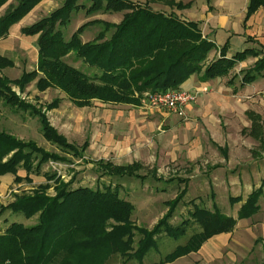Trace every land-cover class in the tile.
<instances>
[{"label": "trees", "instance_id": "16d2710c", "mask_svg": "<svg viewBox=\"0 0 264 264\" xmlns=\"http://www.w3.org/2000/svg\"><path fill=\"white\" fill-rule=\"evenodd\" d=\"M7 1L0 0V7ZM16 1L17 6L0 18V37H4L9 27L23 19L42 0ZM155 1L171 9L182 8L175 0ZM76 2L65 0L64 5L48 18L22 30L24 36H39L37 71L11 81L1 73L13 64L0 56V103L17 112L38 116L45 141L67 157L83 159L82 152L87 144L81 149L69 144L50 125L46 114L25 102L13 90L14 87L22 94L26 86L38 78V92L43 93L48 89L59 91L79 109L90 107L93 102L137 107L145 94L180 89L195 74H202L205 81L224 77L250 53L246 51L229 60L226 59L225 46L220 50V58L209 62V54L217 48L203 37L197 25L173 13L154 11L151 0L141 3L93 0L92 7L87 10L89 14L102 10L124 12L121 23L89 22L66 41L61 32L54 29V25L59 22L62 26L68 22L70 13L78 10ZM260 7H264V0H250L246 20ZM94 25L102 27V30L93 41L82 43L80 35ZM109 33L111 36L106 38ZM71 53L81 59L87 68L96 70L93 77L63 61ZM252 55L262 56L252 69L242 73L243 84L254 81L256 75L264 72V54ZM59 104L60 99H55L46 106V110L57 109ZM248 117L252 122V131L260 132V119L251 113ZM34 161H38L36 167ZM48 162L67 164L70 161L44 151L35 143H24L0 132V177L11 174L15 177L14 183L19 184L23 181L17 176L19 168L24 169L27 176L33 172L39 174L41 165ZM94 165L99 181L103 178L110 180L108 185L101 184V190L73 189V180L65 183L60 177L44 174L48 182L51 179L54 181L53 186L40 185L29 194L14 196V202L7 206L0 204V217L7 212L22 215L26 220L37 216L34 226L11 223L0 233V264H106L111 255L120 256L124 264L131 260L140 263L150 250L156 248L157 240L163 233L169 238H179L187 232L190 225L187 220L178 226L169 223L185 198L186 187L167 203V214L148 231L132 222L134 207L120 198L119 186L112 182L130 178L145 180L147 177L137 174L138 166L135 164L116 166L99 160ZM51 188L54 196L48 195ZM255 200L254 193L247 198L238 219H248L257 212ZM240 201L230 199V204L235 205ZM188 217L199 225L201 231L193 234L184 246L177 247L159 264H170L197 253L208 240L230 234L236 226V220L221 215L218 210L210 212L196 205H192ZM137 236L139 239L134 248Z\"/></svg>", "mask_w": 264, "mask_h": 264}, {"label": "rangeland", "instance_id": "374dc122", "mask_svg": "<svg viewBox=\"0 0 264 264\" xmlns=\"http://www.w3.org/2000/svg\"><path fill=\"white\" fill-rule=\"evenodd\" d=\"M128 1L141 3L144 0ZM17 3L16 0H8L2 5L0 7L2 16L10 13L17 6ZM64 3L65 0H42L33 13L35 17L33 20L38 22L48 18L53 12L61 8ZM76 4L78 10L70 13L68 22L62 26L59 25V22L54 25V29L61 32L66 41L81 26L89 22L102 21L118 25L122 21L124 12L114 13L102 10L95 14H89L87 10L92 7L93 0H77ZM151 6L155 10L166 9L164 8L165 5L156 3L155 0H151ZM101 30L102 27L98 25L86 28L80 35L81 42L93 41ZM110 36L111 33L107 34L106 38ZM215 51L216 54L219 53L217 50ZM252 51L260 53V48L255 46ZM216 54L212 51L208 56V61L210 62L213 58H217L218 55ZM63 61L90 77H93L96 73L94 68H87L82 60L76 58L72 53L67 55ZM253 62L252 59H249L243 63H237L226 76L221 78L232 80L239 73V70H246L253 65ZM237 76L233 81L235 86L241 84L243 77L242 74ZM36 82L37 80L27 86L21 98L35 106L38 111L45 113L50 125L69 144L79 149L84 144H87V147L82 152L83 159L67 157L59 152L55 146L45 141L38 116L29 112H17L2 106L3 120L0 122V132L10 134L24 143H35L44 151L66 157L70 161L67 164L48 162L41 165L39 174L33 172L27 176L26 173V176L22 178L23 181L15 184L16 187L13 190L16 193H11L10 196H7L2 201L5 204L3 206L14 202V196L24 193L29 194L40 185L48 184L53 186L54 181L51 179L48 182L44 174L60 177L65 183L73 180V189L101 190V184L108 185L110 180L108 178L98 180L99 174L94 172L96 161L103 159L116 166L135 164L138 166L137 174L146 176L145 180L130 178L124 181L113 180L112 182L119 186L120 198L133 205L132 222L137 227L150 231L167 214V203L174 200L178 193L185 188L186 184L179 181L188 179L189 183L187 184L185 198L178 205L172 219L169 221L172 226H178L182 221L187 220L190 224L187 232L179 238H169L163 233L157 240L156 248L150 250L142 262L131 260L126 264H159L177 247L184 246L193 234L199 233L201 231L199 225L188 217V213L192 211V205L210 212L216 209L225 217L233 216L234 214L239 216L237 211L240 206H233L228 203L229 197L234 196L233 190L228 191L227 188L221 186L217 189L208 188L206 181L211 174L208 167L216 159L220 160L222 157L217 150V144L219 143L222 146L223 144H226V146L230 145L228 150L235 151L240 143L237 135L242 130H246L241 125L221 126L219 132L223 137L222 141L213 140L209 137V132L205 130L200 138V144L205 149L204 156L196 160L192 159V157H187L188 154L194 153L195 148H193L192 142L187 139L189 134L186 133L184 138L185 133L181 129L186 123L193 122L186 112H184L183 116H178L172 112L157 109L144 102V100L137 107L101 105L94 102L90 107L79 109L74 107L65 95L59 91L47 90L42 94L37 92ZM13 89L19 92L16 87ZM198 95L196 92V97L192 104L196 102ZM55 99H60L58 108L47 111L46 106ZM246 132L247 130L244 131V133ZM233 135H235V140H227L228 136L234 138ZM262 149L259 150L261 151ZM37 163L38 161H34V167L37 166ZM26 177L28 179L24 180ZM169 180H173V182L170 183ZM254 194H256L255 201L258 210L254 214L252 221L253 223H259L264 219V189H257ZM48 195H55L52 188L48 191ZM193 202L194 204H192ZM36 220L37 216L26 220L22 215H10L8 224L0 225V233H3L11 223H21L26 227H30L37 223ZM254 233L260 235V228L255 227ZM249 237L245 235V244L250 243ZM138 239L139 236L135 238L134 248H136ZM231 249L227 248V250L222 252L220 259L211 264L264 263V242L262 241H257L250 253L246 250L238 252L237 248L233 249V247ZM194 254L196 253H191L189 257L180 258L170 264H197L196 262H200V260ZM123 262L124 259L120 256L111 255L106 264H124Z\"/></svg>", "mask_w": 264, "mask_h": 264}, {"label": "crops", "instance_id": "0c3cea01", "mask_svg": "<svg viewBox=\"0 0 264 264\" xmlns=\"http://www.w3.org/2000/svg\"><path fill=\"white\" fill-rule=\"evenodd\" d=\"M175 3L180 4L182 8L171 9L163 6L166 9L160 11L151 7L154 11L166 14L173 13L187 22L196 24L203 37L212 42L219 52L216 54L214 50L218 56L213 59L220 58V50L225 46L226 59L229 60L238 54L249 51L250 53L243 62L249 59L254 62L251 67L244 70L247 71L252 69L262 56H253L252 54L258 52L252 51V49L258 46L260 53L264 54V7H260L246 20L250 0H175ZM36 7L23 19L9 27L4 37H0V56L13 64L11 68L3 70L1 75L11 81L19 80L23 74H29L38 69L39 36L27 37L22 34L23 29L37 23L33 20L35 19L33 13ZM2 17L0 10V18ZM244 71L239 70V73H237L240 75ZM199 75L191 76L180 86L183 91L199 94L196 102L185 108L186 114L193 122L186 123L181 127L183 133H185L184 138L188 133L187 139L192 142V146L195 148L194 153L188 154L187 157L197 160L204 156L205 149L200 144V138L205 130L209 132V137L213 140L222 141L223 137L219 132L221 126L241 125L243 129H246V133H244L246 130H242L237 135L240 143L235 151L228 150L230 145L223 144L222 146L217 142V150L222 157L220 160L216 159L208 167L211 174L206 181L208 188L217 189L221 186L227 188L228 191L233 190L234 196L229 197L228 203H230V199H240L241 201L233 206H240L241 209L247 198L255 190L264 189V149H262L264 148V72L261 75H256L254 81L248 84L241 82L237 86L233 85V81L238 77L237 75L232 80L220 77L206 81L202 79V75L200 77ZM36 80L38 81V78ZM27 86L22 94L25 93ZM13 90L15 91V89ZM16 93L22 95L20 91ZM1 107L2 103H0V122L3 120V114L1 113L3 108ZM249 113L260 119L262 126L260 132L252 131V122L248 117ZM233 136L234 138L228 136L227 140H235V135ZM258 148L262 150L260 151ZM17 176L24 178L26 176L25 170L19 168ZM14 179L15 177L11 174L0 177V204L5 205L2 201L11 193H16L13 190L16 187ZM183 181H185L183 184H186L185 187L187 188L189 180ZM179 182L182 183V180ZM240 209L237 211L238 214ZM10 215V212H7L0 217V225L8 224ZM227 217L236 220L235 229L230 234L215 236L204 243L201 249L194 254L200 260V262H196L197 264L216 262L222 256V252L227 248L231 249V247L233 249L237 248L238 252L246 250L250 253L257 241L264 242V219L259 223H253L254 215L248 219H238L237 214ZM255 227L260 228V235L254 233ZM244 234L250 236V243L245 244ZM246 240L248 241L247 238Z\"/></svg>", "mask_w": 264, "mask_h": 264}, {"label": "built area", "instance_id": "2783aa9c", "mask_svg": "<svg viewBox=\"0 0 264 264\" xmlns=\"http://www.w3.org/2000/svg\"><path fill=\"white\" fill-rule=\"evenodd\" d=\"M196 94L186 92L181 89H170L162 93L145 94L144 102L160 110L172 112L178 116H183L185 108L192 104Z\"/></svg>", "mask_w": 264, "mask_h": 264}]
</instances>
